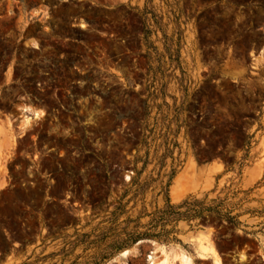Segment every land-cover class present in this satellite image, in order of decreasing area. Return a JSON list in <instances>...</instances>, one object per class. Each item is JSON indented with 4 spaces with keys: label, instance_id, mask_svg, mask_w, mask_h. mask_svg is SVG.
<instances>
[{
    "label": "rangeland",
    "instance_id": "obj_1",
    "mask_svg": "<svg viewBox=\"0 0 264 264\" xmlns=\"http://www.w3.org/2000/svg\"><path fill=\"white\" fill-rule=\"evenodd\" d=\"M0 176V264H261L264 0H0Z\"/></svg>",
    "mask_w": 264,
    "mask_h": 264
},
{
    "label": "crops",
    "instance_id": "obj_2",
    "mask_svg": "<svg viewBox=\"0 0 264 264\" xmlns=\"http://www.w3.org/2000/svg\"><path fill=\"white\" fill-rule=\"evenodd\" d=\"M37 42H35L34 46H36ZM4 181L2 179V177L0 176V190L3 189L4 186ZM215 235L216 232L210 234L209 232H207L206 230H201L199 231V233H196L195 235L190 236L189 241L190 244L192 242L193 239L198 238V236H206L208 237V240L211 244V249L214 250V252L216 253L218 259H219V263L218 264H224V258H229V260L234 263V264H239L241 262H243L245 260V258L247 259V261L251 258V254H250V243L248 242H241L240 244H236L234 245L231 249L229 250H220L219 246L217 245L216 241H215ZM227 236H221L222 239H225ZM247 238H250L249 236H246ZM255 241L258 243V250L255 253V255L259 256L260 258V263L264 264V242L263 241H258L255 239ZM263 242V243H262ZM259 250L262 251V253L259 252ZM204 254L205 258L199 257L197 256L199 259L201 260H206L209 261L210 264H214L213 261V255L211 253L210 250L206 251ZM210 254V255H209ZM241 256L243 257L241 259ZM207 257V258H206ZM212 257V259H211Z\"/></svg>",
    "mask_w": 264,
    "mask_h": 264
},
{
    "label": "bare ground",
    "instance_id": "obj_3",
    "mask_svg": "<svg viewBox=\"0 0 264 264\" xmlns=\"http://www.w3.org/2000/svg\"><path fill=\"white\" fill-rule=\"evenodd\" d=\"M34 116L37 118L39 117L37 112H34ZM191 246L194 254L202 258H205L206 254L204 253L210 250L213 255L214 264L219 263V259L216 253L214 252L213 249L210 248L211 244L208 240V237L198 236V238L192 240ZM158 250H159V254L157 256L153 255L154 253L148 256L147 264H193L192 257L181 248H174L170 250V252H167L163 246H159ZM127 254L128 251L122 252V256L124 257L127 256ZM242 258L243 257L241 256V259Z\"/></svg>",
    "mask_w": 264,
    "mask_h": 264
}]
</instances>
